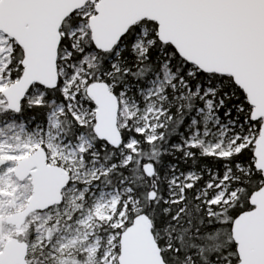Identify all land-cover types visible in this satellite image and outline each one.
Listing matches in <instances>:
<instances>
[{"label":"snow or ice","instance_id":"1","mask_svg":"<svg viewBox=\"0 0 264 264\" xmlns=\"http://www.w3.org/2000/svg\"><path fill=\"white\" fill-rule=\"evenodd\" d=\"M0 264H264V0H0Z\"/></svg>","mask_w":264,"mask_h":264},{"label":"water","instance_id":"2","mask_svg":"<svg viewBox=\"0 0 264 264\" xmlns=\"http://www.w3.org/2000/svg\"><path fill=\"white\" fill-rule=\"evenodd\" d=\"M9 219H11V218H9Z\"/></svg>","mask_w":264,"mask_h":264}]
</instances>
